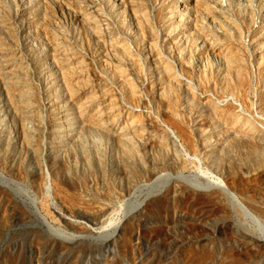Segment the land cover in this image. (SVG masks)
<instances>
[{
    "label": "rangeland",
    "instance_id": "374dc122",
    "mask_svg": "<svg viewBox=\"0 0 264 264\" xmlns=\"http://www.w3.org/2000/svg\"><path fill=\"white\" fill-rule=\"evenodd\" d=\"M239 204L264 222V0H0V264H264Z\"/></svg>",
    "mask_w": 264,
    "mask_h": 264
},
{
    "label": "bare ground",
    "instance_id": "6f19581e",
    "mask_svg": "<svg viewBox=\"0 0 264 264\" xmlns=\"http://www.w3.org/2000/svg\"><path fill=\"white\" fill-rule=\"evenodd\" d=\"M205 174V173H204ZM203 174V175H204ZM208 176V175H207ZM166 177V176H165ZM165 177H163V179H165ZM209 178L206 179V182L203 183L204 185H207L208 187H212L213 190H219L225 194H227L228 196H230L232 198L233 201L237 202V199L229 192L228 188L223 184V182L221 180H219L218 178H215V177H210L208 176ZM188 178V177H187ZM161 179V177H160ZM181 179V178H180ZM182 180V179H181ZM185 180V179H184ZM165 181V180H164ZM178 181V180H177ZM9 183V182H8ZM161 183L163 182H159L158 184L160 185ZM181 183V182H180ZM182 183H188V184H191L192 186H199L201 185L200 183H198L197 181L193 180V179H189V180H185L183 181L182 180ZM12 184V182H11ZM153 184V183H152ZM155 185L156 187L158 186ZM162 185V184H161ZM17 186V184H16ZM17 188H19L18 190H20V187L17 186ZM148 188V187H147ZM9 189V188H8ZM154 189H157L154 187ZM15 192V191H14ZM17 192V191H16ZM24 198V197H23ZM239 206H241V208L244 210V217H246L253 225L254 227L256 228L257 232H258V235H259V238H260V241L261 243L264 244V222L258 218L256 215H254L253 213H251L250 211H247L242 205L239 204ZM34 209V208H33ZM35 214H37V216L42 219L44 222H46V219L44 217H42L43 215L41 214L40 211H38V209H35ZM41 220V221H42ZM45 225V223H43ZM46 224H48L46 222ZM50 227V225H49ZM51 228V227H50ZM49 228V229H50ZM53 229V228H52ZM56 231V230H54ZM100 234L99 236H103L106 235V233H98ZM109 234V233H108ZM66 235V234H65ZM68 235V234H67ZM112 235V234H111ZM114 235V234H113ZM112 235V236H113ZM108 236V235H107ZM65 237V236H63ZM65 238H72V236L70 237H65ZM73 241V240H72ZM203 257L202 256H198L197 259L198 260H201Z\"/></svg>",
    "mask_w": 264,
    "mask_h": 264
}]
</instances>
